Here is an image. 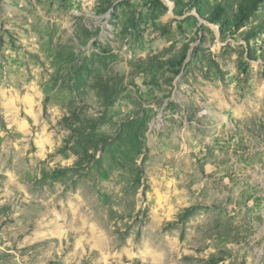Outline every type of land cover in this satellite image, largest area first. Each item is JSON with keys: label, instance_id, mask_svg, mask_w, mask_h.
Instances as JSON below:
<instances>
[{"label": "rangeland", "instance_id": "rangeland-1", "mask_svg": "<svg viewBox=\"0 0 264 264\" xmlns=\"http://www.w3.org/2000/svg\"><path fill=\"white\" fill-rule=\"evenodd\" d=\"M239 1L0 0V264H264V5L208 12Z\"/></svg>", "mask_w": 264, "mask_h": 264}, {"label": "trees", "instance_id": "trees-1", "mask_svg": "<svg viewBox=\"0 0 264 264\" xmlns=\"http://www.w3.org/2000/svg\"><path fill=\"white\" fill-rule=\"evenodd\" d=\"M264 5V0H240L237 4V9L233 18L228 17V6L224 4H216L208 9L209 19L213 23L221 25V29L225 31L231 24L236 25V28L244 26ZM203 11L204 8H203ZM257 34L253 35V38ZM248 39V38H247ZM189 210V212H191Z\"/></svg>", "mask_w": 264, "mask_h": 264}]
</instances>
